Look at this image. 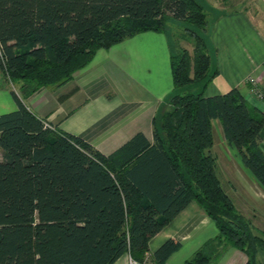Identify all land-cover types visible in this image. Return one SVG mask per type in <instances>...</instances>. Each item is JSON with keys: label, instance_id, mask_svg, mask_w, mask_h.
Returning a JSON list of instances; mask_svg holds the SVG:
<instances>
[{"label": "trees", "instance_id": "obj_1", "mask_svg": "<svg viewBox=\"0 0 264 264\" xmlns=\"http://www.w3.org/2000/svg\"><path fill=\"white\" fill-rule=\"evenodd\" d=\"M169 17L194 27L195 47L171 54L174 89L152 141L140 132L105 156L24 104L72 81L99 50L164 34ZM207 25L198 0H0V71L21 93L12 92L17 109L0 115V264H114L127 253L143 264L150 241L193 202L218 228L217 242L260 264L264 239L238 213L211 151L217 121L264 189V114L237 88L205 96L218 75ZM179 247L168 240L154 261ZM207 261L201 251L186 264Z\"/></svg>", "mask_w": 264, "mask_h": 264}, {"label": "crops", "instance_id": "obj_2", "mask_svg": "<svg viewBox=\"0 0 264 264\" xmlns=\"http://www.w3.org/2000/svg\"><path fill=\"white\" fill-rule=\"evenodd\" d=\"M212 44L217 49L218 75L205 96L237 88L251 107L264 114V99L254 93L249 82L254 79L264 95V36L238 11L216 21ZM171 54L163 33H141L108 51L99 50L66 85L42 89L23 102L51 127L81 136L108 156L137 133L153 140L154 119L174 89ZM3 95L0 92V97ZM0 109L11 112L17 105L8 99ZM261 149L264 151V129ZM218 234L214 222L193 202L150 241L143 264H156L154 254L168 240L177 241L180 247L165 264H186L201 251L210 259L202 264H247L244 252L231 245L217 246ZM132 260L127 253L114 264H131Z\"/></svg>", "mask_w": 264, "mask_h": 264}, {"label": "rangeland", "instance_id": "obj_3", "mask_svg": "<svg viewBox=\"0 0 264 264\" xmlns=\"http://www.w3.org/2000/svg\"><path fill=\"white\" fill-rule=\"evenodd\" d=\"M198 1L203 5L204 12L207 15V29L202 33L206 37L207 43H210L211 72L216 69L217 57V49L212 44L213 29L216 21L220 17L243 11L250 18L259 33L264 36V0ZM192 28L194 29V27H190L185 22L175 20L171 17L167 18L164 35L168 39L172 53H178L180 50L186 49L193 55L195 41L187 31V29ZM199 88L200 85H196L191 90L192 92H196ZM0 92L4 94L0 97V104L2 102L6 103L8 99L14 101L12 92H15L21 98L19 84L12 83L1 71ZM164 107L160 110L157 117L160 118L162 113L168 109V107H165L164 110ZM0 111L2 110L0 109ZM0 113L4 114L8 112ZM213 131L215 143L212 154L217 158V171L223 187L232 199L238 213L246 221L250 222L252 233L264 239V189L244 167L236 150L227 144L224 139L222 127L217 121L213 123ZM1 157L0 151V159ZM217 238L215 239V243L218 246L219 242H217ZM257 259L260 264H264V251H258Z\"/></svg>", "mask_w": 264, "mask_h": 264}, {"label": "built area", "instance_id": "obj_4", "mask_svg": "<svg viewBox=\"0 0 264 264\" xmlns=\"http://www.w3.org/2000/svg\"><path fill=\"white\" fill-rule=\"evenodd\" d=\"M249 82L251 84H253L254 86V93L260 98V99H264V95L262 94V92H260L257 88V85H256V81L254 79H250ZM131 264H139L138 262L132 260Z\"/></svg>", "mask_w": 264, "mask_h": 264}]
</instances>
